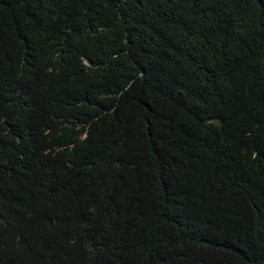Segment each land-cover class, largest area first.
Segmentation results:
<instances>
[{
    "label": "trees",
    "instance_id": "trees-1",
    "mask_svg": "<svg viewBox=\"0 0 264 264\" xmlns=\"http://www.w3.org/2000/svg\"><path fill=\"white\" fill-rule=\"evenodd\" d=\"M0 264H264V0H0Z\"/></svg>",
    "mask_w": 264,
    "mask_h": 264
}]
</instances>
